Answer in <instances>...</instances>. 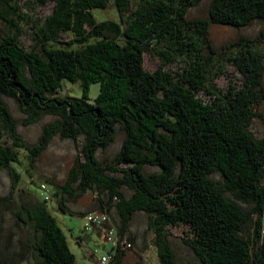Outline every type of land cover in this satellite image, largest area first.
<instances>
[{"label":"trees","instance_id":"1","mask_svg":"<svg viewBox=\"0 0 264 264\" xmlns=\"http://www.w3.org/2000/svg\"><path fill=\"white\" fill-rule=\"evenodd\" d=\"M107 1L54 0L27 49L18 41L21 27L8 15H17L18 4L0 0L7 28L0 30V168L10 170L16 186L15 148L26 151L31 168L52 136L81 137L80 156L65 181L45 189L60 211L108 216L116 237L106 251L109 264H120L124 238L130 247L125 232L136 211L147 214L159 264H175L167 227L178 224L187 228L183 241L197 264H264V139L249 129L264 100V33L262 41L239 36L222 51L208 37L210 24L241 28L264 19V0H210L206 18L187 17L200 0H110L116 19L98 18L94 10ZM144 52L158 59L151 71L143 67ZM168 63L177 69H165ZM226 63L238 79L219 88L215 80ZM65 81L80 94L64 92ZM91 83L97 84L92 99ZM2 95L13 97L29 122L55 116L34 144L18 134ZM118 131L120 147L100 159ZM86 189L97 197L92 212L65 206L63 194ZM15 215L22 224L17 258L3 264L25 258L75 264L44 199L20 205Z\"/></svg>","mask_w":264,"mask_h":264},{"label":"rangeland","instance_id":"2","mask_svg":"<svg viewBox=\"0 0 264 264\" xmlns=\"http://www.w3.org/2000/svg\"><path fill=\"white\" fill-rule=\"evenodd\" d=\"M19 8L16 14H8L16 19L22 32L18 36L20 45L29 49L35 44L34 32L36 28L43 24L44 19L50 13L54 0H45L40 3L38 0H15ZM210 0H200L198 4L191 6L187 10L188 18H206L207 9ZM98 18L116 19V11L110 0L104 8L94 10ZM7 29L0 20V30ZM259 33H264V19L253 20L249 25L241 28L232 26L210 24L208 28V37L212 46L217 51H222L224 47L237 40L239 36H245L254 40H260ZM67 39L66 35H62ZM158 65V59L151 54L143 53V67L151 71ZM165 69L170 71L176 70L174 64L168 63ZM238 74L233 67L226 63L224 72L216 78L215 84L219 88H224L228 84L236 83ZM264 81V76H263ZM64 92L78 96L80 94L77 85L64 82ZM97 84L91 83L89 86L90 99L96 93ZM1 99L6 104L10 115L16 123V130L20 137L28 144H34L41 134L42 127L53 121L55 116L42 115L37 120L27 121V115L21 110L13 97L2 95ZM258 116L250 123L249 129L254 137L264 139V100L255 107ZM122 134L117 132L116 138L104 150L98 152L99 158H111L118 150L122 142ZM82 138L76 140L63 138L58 134L52 136L47 142L45 148L38 154L34 165L30 168L27 161V153L22 148H15L19 163H12L14 171L18 172L21 177L16 186L12 185L10 170L0 168V264L3 261H9L11 258H17L19 246L17 238L22 233V224L17 219L15 211L20 205L30 203L34 199H44L46 201L49 213L55 218L58 226L62 230L68 248L73 253L75 264H96V258L105 253L110 248V242L104 239L105 231L102 228L93 230L83 229V220L78 213H67L60 211L55 202V198L46 192L45 188L62 184L68 174L70 167L73 165L75 157L79 155V144ZM213 178L220 180L217 173L212 174ZM48 183L44 187L40 183ZM51 186H50V185ZM74 186V184H73ZM49 189V188H48ZM124 189V187L122 188ZM50 190V189H49ZM51 191V193H52ZM126 191V189H125ZM229 195L228 193H226ZM45 195L47 198H45ZM64 204L71 211L92 212L97 204V197L91 189L79 192L73 197H66L64 194ZM230 196V195H229ZM240 204L239 200L231 197ZM241 205V204H240ZM110 219L116 226V215L114 211L110 212ZM115 222V224H114ZM185 225H171L167 227V238L175 253V264H197L191 250L185 244L183 239L187 238ZM125 236L132 238L130 247H127V240L121 241V249L124 251L120 264H159L155 248L152 242V232L147 225V214L142 211L133 213L127 225ZM91 253V257L89 254ZM19 264H31L27 259H22Z\"/></svg>","mask_w":264,"mask_h":264},{"label":"built area","instance_id":"3","mask_svg":"<svg viewBox=\"0 0 264 264\" xmlns=\"http://www.w3.org/2000/svg\"><path fill=\"white\" fill-rule=\"evenodd\" d=\"M83 229H89L92 226H99L103 224V222H107L110 227L105 230V240L114 244L116 241V237L114 236V228L110 224L108 216L105 213L97 212V213H87L83 216ZM128 246V243H126ZM111 259V253L105 252L96 258V264H109Z\"/></svg>","mask_w":264,"mask_h":264},{"label":"crops","instance_id":"4","mask_svg":"<svg viewBox=\"0 0 264 264\" xmlns=\"http://www.w3.org/2000/svg\"><path fill=\"white\" fill-rule=\"evenodd\" d=\"M95 228H97V227H95ZM95 228H94V230H93L94 232L96 231Z\"/></svg>","mask_w":264,"mask_h":264}]
</instances>
